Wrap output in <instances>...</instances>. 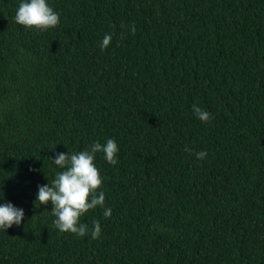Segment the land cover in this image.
<instances>
[{
    "label": "trees",
    "instance_id": "16d2710c",
    "mask_svg": "<svg viewBox=\"0 0 264 264\" xmlns=\"http://www.w3.org/2000/svg\"><path fill=\"white\" fill-rule=\"evenodd\" d=\"M0 264H264V0H0Z\"/></svg>",
    "mask_w": 264,
    "mask_h": 264
}]
</instances>
